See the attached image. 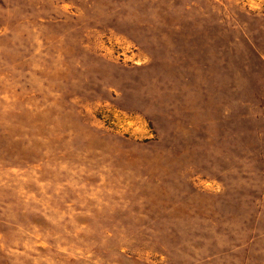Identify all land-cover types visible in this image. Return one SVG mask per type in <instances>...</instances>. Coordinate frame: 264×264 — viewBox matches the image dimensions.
<instances>
[{"label": "rangeland", "instance_id": "rangeland-1", "mask_svg": "<svg viewBox=\"0 0 264 264\" xmlns=\"http://www.w3.org/2000/svg\"><path fill=\"white\" fill-rule=\"evenodd\" d=\"M0 264H264V0H0Z\"/></svg>", "mask_w": 264, "mask_h": 264}]
</instances>
